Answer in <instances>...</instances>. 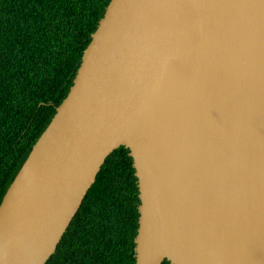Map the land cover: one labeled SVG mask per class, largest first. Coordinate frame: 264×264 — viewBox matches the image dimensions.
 <instances>
[{
    "label": "water",
    "instance_id": "1",
    "mask_svg": "<svg viewBox=\"0 0 264 264\" xmlns=\"http://www.w3.org/2000/svg\"><path fill=\"white\" fill-rule=\"evenodd\" d=\"M120 146L134 264H264V0H110L0 203V264H45Z\"/></svg>",
    "mask_w": 264,
    "mask_h": 264
},
{
    "label": "trees",
    "instance_id": "2",
    "mask_svg": "<svg viewBox=\"0 0 264 264\" xmlns=\"http://www.w3.org/2000/svg\"><path fill=\"white\" fill-rule=\"evenodd\" d=\"M109 1L0 0V203L67 96ZM139 204L132 157L120 146L45 264H134Z\"/></svg>",
    "mask_w": 264,
    "mask_h": 264
}]
</instances>
